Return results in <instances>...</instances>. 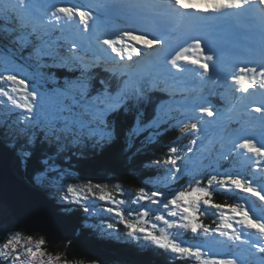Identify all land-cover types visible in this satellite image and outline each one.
<instances>
[{"label": "snow or ice", "instance_id": "obj_1", "mask_svg": "<svg viewBox=\"0 0 264 264\" xmlns=\"http://www.w3.org/2000/svg\"><path fill=\"white\" fill-rule=\"evenodd\" d=\"M202 2L211 7L186 8L184 0H160L152 6L160 14L157 30L150 32L135 26L140 6L133 3L102 4L93 11L78 4L57 6L58 0H0V97L6 98L5 108L15 117L0 118V264H37L45 255L43 238L34 250L27 237L29 246L21 250L24 237L19 229L55 233L57 218L48 198L61 206L80 204L89 215L95 210L93 200L111 204L103 211L118 218L128 237L142 238L175 257L198 264H264V0ZM101 7L125 11V25H112L98 14ZM245 22L260 33L254 58L237 60L231 71H224L219 63L222 49L212 37L223 23ZM194 80L201 86L197 95ZM157 92L171 98L166 110L154 103ZM214 95L220 101L231 97L230 112L237 103L245 110L255 104L256 123H224L210 99ZM148 105L153 116L145 120ZM120 116L130 118L124 127L118 126ZM148 125L157 143L161 132L179 128L194 137L192 146L202 145L210 135L220 144L218 154L209 157L213 162L195 165L190 155L195 147L180 155L182 150L173 142L164 159L151 162L154 169L164 170L168 190L149 192L141 186L133 201L171 207L169 215L177 219L155 212L154 220L167 229L203 235L202 243H188L164 228L157 235L155 223L149 228L126 219L121 207L125 201L116 200L100 183L65 185L72 156L81 158L89 147L131 154ZM233 154L247 162L255 158L256 170L247 175L231 170ZM21 166L26 180L21 179ZM185 178V187H172ZM216 191L237 202L214 203ZM207 209H215L219 217L215 228L200 221ZM153 211L141 207L139 217ZM127 215L137 213L128 210ZM108 228L114 231L112 224ZM218 246L231 254L218 255ZM242 246L247 255L240 254ZM59 260L49 256L47 264Z\"/></svg>", "mask_w": 264, "mask_h": 264}, {"label": "trees", "instance_id": "obj_2", "mask_svg": "<svg viewBox=\"0 0 264 264\" xmlns=\"http://www.w3.org/2000/svg\"><path fill=\"white\" fill-rule=\"evenodd\" d=\"M65 4L71 6L72 4H78L83 6V10H88V3L85 0H58V4ZM19 51V50H18ZM26 54V53H25ZM193 95H195L193 93ZM181 98L180 94L177 93L176 99ZM212 103L215 105L218 111H221L224 101H220L219 97L211 98ZM0 111L2 106L5 107L4 101L6 98L0 97ZM171 98L167 94H155L153 97L154 103L160 104L161 108L170 102ZM166 110V108H165ZM144 119L149 120L153 116V107L148 105L145 107ZM163 115V113H161ZM9 116L14 117V113L10 114L7 111L3 113L2 118ZM118 119V126L124 127L130 121V118H125L120 116ZM205 119H212L205 117ZM219 119L218 117L216 118ZM220 120V119H219ZM233 127H239L232 125ZM154 129L151 125H148L147 129L142 131L143 137H154L158 139L157 136L151 135ZM194 137L191 135H186L179 128L175 131H171L168 134L164 132L160 133L159 143L155 147H150L146 151V156L141 155L143 151L141 147L134 149V152L129 154L124 151L116 152L113 150L106 149L100 153H90L89 148L84 150V155L81 158L72 156L70 160L69 173L70 175L65 179V185L67 183H73L76 186H81L88 184L89 181L92 184L100 183L104 185V190L106 192L112 193V195L117 198H123L125 204L123 209L125 210V218L128 220H133L129 218L126 214L128 210H133L139 214L141 207H150L151 209H156V212H161L166 218L174 220L176 217H171L169 213L173 210L171 207L164 209L162 207L157 208L153 206L148 201H142L140 204L133 203L136 199V193L138 189L143 186L146 187L149 192L159 188L161 190H168V185L163 183L164 170L154 169L152 166V161L156 159H164L165 154L168 152V143L173 144L175 142L176 146L182 151L179 153L183 155L187 152L188 147H195L191 145V140ZM220 151V144L215 142L214 137L211 135L203 141V144L195 147V153L192 155V163L195 165L208 164L213 162L209 157H215ZM240 157H235L233 154V163L229 165V168H233L234 165L241 166L237 161ZM246 169L248 173L252 172V167L249 166L242 167ZM31 165L29 166V170ZM24 171V170H23ZM241 174V173H240ZM242 175V174H241ZM26 177V174L24 173ZM78 177V179H74ZM206 183V180H205ZM187 185V178L181 180L172 185L173 188L180 190ZM93 192L98 196L100 194L99 190L93 189ZM245 196V194H240ZM90 199V197H89ZM254 199V198H252ZM212 201L216 204L226 205L234 204L237 201L234 199L226 198L222 191H216L213 194ZM94 206L97 210H94L92 214H86L83 211L82 205H76V203H71L73 208L69 211L68 216L79 225L77 234L73 239H71L66 245L65 249L61 251V254L67 261L72 264H91L92 261H100L103 264H195L191 258L175 257L173 254L166 252L164 250L156 249L152 245L147 244L142 238L139 240H134L129 237V244L122 246V242H118L112 236V229L110 231H105L102 228V224L99 220L105 222L108 221L114 226V233L117 236L127 237V229L123 224L118 222V218L113 214L103 211L106 207H111V204H105L102 201L93 200ZM57 209H63L67 211L68 206L56 204ZM153 213L150 212L148 217H144L141 222L148 226V221L152 219ZM200 221L208 226L209 228H215L216 224L219 222V217L216 214L215 209H207L206 214L200 216ZM165 225H161L164 228ZM22 236H28L24 231L20 230ZM173 233L174 236L178 235L180 238L184 239L188 243H202L205 241L203 235L194 237L190 231L168 229V231ZM110 233V235H109ZM38 235V233H37ZM40 235V234H39ZM35 236V235H34ZM109 236V237H107ZM41 238H45L40 235ZM3 243V240H0ZM136 246V247H135ZM43 250H47L50 253H58L57 249H49L47 244H43L41 247ZM137 249V250H136ZM139 249H147L145 251ZM198 264V262L196 261Z\"/></svg>", "mask_w": 264, "mask_h": 264}, {"label": "water", "instance_id": "obj_3", "mask_svg": "<svg viewBox=\"0 0 264 264\" xmlns=\"http://www.w3.org/2000/svg\"><path fill=\"white\" fill-rule=\"evenodd\" d=\"M20 176L22 180H26L22 166L20 168ZM48 206L55 213V216L57 218V228L52 236L45 235V233L42 231H29L25 228H21L19 229V231L22 230L26 234H41L45 238L47 247L49 249L64 250L67 242L74 238L73 228L76 229L77 225L67 216L56 211L55 203L51 198H48Z\"/></svg>", "mask_w": 264, "mask_h": 264}, {"label": "rangeland", "instance_id": "obj_4", "mask_svg": "<svg viewBox=\"0 0 264 264\" xmlns=\"http://www.w3.org/2000/svg\"><path fill=\"white\" fill-rule=\"evenodd\" d=\"M219 45L221 46V44H219ZM224 45H225L224 47L222 46V53H221V56H220V59H219V63L221 64L222 68H223V63H225V61H226V63L227 62H230V65H233V63H236L237 60H240V58L237 55H235L234 53L228 54L225 51L226 50V47L227 48L229 47V45H228V43L226 41H225V44ZM227 112H229V111H226L225 110V113L224 114H226ZM233 113L235 114V112H232L231 114L233 115ZM228 115H230V114H228ZM65 191H66V187H65ZM90 199H91V197H90ZM116 200H124V199L123 198H117ZM69 204H71V203L66 204L68 206V208L70 207ZM76 205H79V204H76ZM121 207H123V206H121ZM95 210H97L96 207H95ZM128 217L131 218V219H133V220H131L133 222H137V223L141 224L142 226L145 225V224H143L141 222V220L144 219V217H139V214H137L135 216H128ZM99 222L102 224L101 220H99ZM152 223H155V222L153 221ZM155 224L157 225V228H160V226L157 223H155ZM101 226H102V228L104 230H108V228L105 227L104 224H102ZM106 226H108V225H106ZM26 235H28V236H22V237H24V239L21 241V245H22L21 250H23V248H27L29 246L28 241H27V237H29V236H31V238H32V241H31V245L30 246L33 247V249L35 250L36 242L41 239V237H40L41 234L40 235L39 234L37 235V233H36V234H26ZM67 244H68V242H67ZM66 245H65V247H66ZM18 247H20V246H18ZM65 247H64V249H65ZM41 251H43L45 253V255L43 257H38L37 264H39V261L40 260H43L44 261V264H47V261H48L49 256H51V257L59 256L60 257V260L59 261H54V264H64V261L66 260L64 258V256L61 254V251H63V250H58V253H56V254H54L52 252L50 253L49 251L43 250L42 248H41Z\"/></svg>", "mask_w": 264, "mask_h": 264}, {"label": "bare ground", "instance_id": "obj_5", "mask_svg": "<svg viewBox=\"0 0 264 264\" xmlns=\"http://www.w3.org/2000/svg\"><path fill=\"white\" fill-rule=\"evenodd\" d=\"M120 1H121V0H120ZM128 1H131V0H127V2H128ZM230 115H231V114H230ZM55 206H56V204H55ZM71 220H72V219H71ZM75 223H76V222H75Z\"/></svg>", "mask_w": 264, "mask_h": 264}]
</instances>
